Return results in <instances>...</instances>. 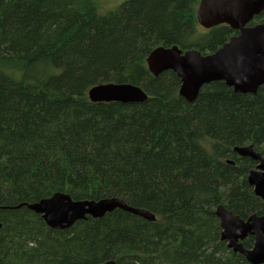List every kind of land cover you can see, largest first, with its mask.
I'll return each mask as SVG.
<instances>
[{
  "label": "trees",
  "instance_id": "obj_1",
  "mask_svg": "<svg viewBox=\"0 0 264 264\" xmlns=\"http://www.w3.org/2000/svg\"><path fill=\"white\" fill-rule=\"evenodd\" d=\"M103 1L0 0V264H251L221 239L215 211L264 215L247 181L256 161L234 150L264 156V84L244 93L212 81L189 101L174 71L155 76L147 63L155 47L207 54L239 31H200V0L106 12ZM263 20L264 10L249 25ZM107 82L149 97L90 100ZM56 192L122 198L155 218L115 208L52 228L27 204Z\"/></svg>",
  "mask_w": 264,
  "mask_h": 264
},
{
  "label": "water",
  "instance_id": "obj_2",
  "mask_svg": "<svg viewBox=\"0 0 264 264\" xmlns=\"http://www.w3.org/2000/svg\"><path fill=\"white\" fill-rule=\"evenodd\" d=\"M263 10L264 0H200L196 15L201 26L211 28L225 23L239 33L207 54L196 49L183 50L178 45L155 47L147 56L150 72L157 76L166 70L174 71L180 78V94L189 101L197 97L205 84L218 80L235 91L255 93L264 84V21L255 25L249 22ZM88 96L94 102H142L149 97L138 85L116 82L96 84L88 90ZM234 150L241 157L257 162L249 170L247 181L255 195L264 199V156L251 144L236 146ZM27 205L56 229L68 228L87 215L101 217L115 208L149 220L155 218L148 210L130 206L118 197L73 200L69 194L56 192ZM215 212L220 219L221 239L226 240L227 246L243 254L251 264H263L264 215L252 214L244 220L223 204ZM249 234L254 236V244L245 248L241 240ZM102 264H116V261L109 259Z\"/></svg>",
  "mask_w": 264,
  "mask_h": 264
},
{
  "label": "rangeland",
  "instance_id": "obj_3",
  "mask_svg": "<svg viewBox=\"0 0 264 264\" xmlns=\"http://www.w3.org/2000/svg\"><path fill=\"white\" fill-rule=\"evenodd\" d=\"M123 1H126V0H104L102 2V4L100 5V7H101L102 11L106 12V11H109V10H112V9L116 8ZM216 26H218V25H216ZM206 29H210V28H205V27L201 26L200 31H205Z\"/></svg>",
  "mask_w": 264,
  "mask_h": 264
},
{
  "label": "flooded vegetation",
  "instance_id": "obj_4",
  "mask_svg": "<svg viewBox=\"0 0 264 264\" xmlns=\"http://www.w3.org/2000/svg\"><path fill=\"white\" fill-rule=\"evenodd\" d=\"M263 21H264V20H263ZM263 21H262V22H263ZM256 164H257V163H256ZM255 167H256V165H255ZM255 167H253V168H255Z\"/></svg>",
  "mask_w": 264,
  "mask_h": 264
},
{
  "label": "bare ground",
  "instance_id": "obj_5",
  "mask_svg": "<svg viewBox=\"0 0 264 264\" xmlns=\"http://www.w3.org/2000/svg\"><path fill=\"white\" fill-rule=\"evenodd\" d=\"M107 83H109V82H107Z\"/></svg>",
  "mask_w": 264,
  "mask_h": 264
}]
</instances>
